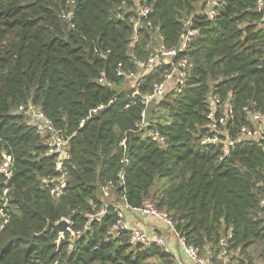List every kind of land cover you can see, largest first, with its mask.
Segmentation results:
<instances>
[{
  "label": "trees",
  "instance_id": "16d2710c",
  "mask_svg": "<svg viewBox=\"0 0 264 264\" xmlns=\"http://www.w3.org/2000/svg\"><path fill=\"white\" fill-rule=\"evenodd\" d=\"M137 1V4H136ZM152 8L149 19L158 27L165 48L181 39L185 19L198 30L178 57L190 64L180 93L159 101L163 116L152 115L153 125L166 139L160 148L150 137L135 132L143 105L140 98L124 107L130 94L107 88L97 78L118 84V65L134 69L127 54L132 33L129 19L136 6ZM202 0H76L72 23L59 18L65 0H0V158L8 153L12 176L0 178V196L8 191L7 223L0 229V264H175L171 253L158 247H132L125 238L107 239L105 232L116 212L105 203V213L88 222V214L103 205L99 187L118 180L114 195L124 196L131 208L148 200L157 181L164 180L154 197L168 212L176 231L190 244L214 246L230 229L231 250L240 254L264 245V154L258 144L236 142L228 154L203 146L206 99L229 97L234 110L232 136L246 121L245 105L264 112V31L258 28L256 0H223L213 19L200 14ZM124 2V4H122ZM121 11L123 18L116 15ZM152 31L139 28L133 53L142 60L155 46ZM108 52L94 53V49ZM170 65L160 63L142 77L141 95L164 80ZM37 105L69 140L63 161L69 176L64 191L53 198L40 180L56 175L55 157L44 139L21 114V104ZM102 105L91 116L89 110ZM83 121L81 125V121ZM124 139L125 148L119 146ZM122 158L127 163L121 162ZM68 219L78 231L56 246L58 234L44 231L47 222ZM264 249V248H263ZM248 263L242 261L238 264Z\"/></svg>",
  "mask_w": 264,
  "mask_h": 264
},
{
  "label": "built area",
  "instance_id": "2783aa9c",
  "mask_svg": "<svg viewBox=\"0 0 264 264\" xmlns=\"http://www.w3.org/2000/svg\"><path fill=\"white\" fill-rule=\"evenodd\" d=\"M76 0H65L63 7L59 11V18L64 21L68 28L74 29L72 18L74 16ZM223 0H202L199 5L200 14L208 19H213L218 13ZM124 4V2H122ZM255 10L260 13L261 17L258 23V28L264 31V0H256ZM152 8L146 2H141L133 10L129 23L132 26V33L127 44V54L134 61V69L123 68L118 65L114 74L120 79V83L129 82L123 92L130 94L129 102L124 106L128 107L134 104L137 97L143 105L140 113V119L135 123L134 131L141 132L143 135L152 138L160 148H166V139L153 125L150 119V114L159 110L158 103L167 94L173 92L180 93L185 86L186 77L190 69V64L186 57H178L187 49V45L192 38L198 34V30L192 27L190 19L183 21L184 28L182 36L178 44L173 48H165L163 45L162 35L158 31V27L153 25L149 19V14ZM118 18H123V14L119 11L116 15ZM144 25L148 30L152 31L155 37L156 45L148 52L147 56L142 60H138L133 53L134 45L137 42L138 30ZM108 52H102L97 48L94 49L95 54L105 55ZM160 63L170 65V70L165 74L164 80L153 84L149 93L141 95L138 87L142 77L151 71ZM97 83L107 88H114L118 84L106 79L104 76L97 78ZM128 84V83H127ZM103 106H97L89 110L88 115L91 116ZM245 123L236 128L234 137L232 136L231 125L234 119V110L229 101V97L221 100L217 95L209 94L206 99V132L200 138L199 142L203 146H213L221 151L220 159L223 155L229 153L236 142L250 141L258 144L264 154V112L256 109L253 104L245 105L242 108ZM15 113L21 114L26 123L32 126L44 139V144L47 147L48 154L55 157L54 168L56 175L45 177L40 180L41 186L45 188L49 195L56 198L60 195L67 186L69 172L64 166L63 161L66 157L69 140L75 133L68 134L65 129L58 128L53 125L50 119L37 105L32 103L21 104L14 110ZM84 120L81 121V125ZM119 146L125 148L124 139L119 143ZM123 164L127 163L126 158H122ZM13 161L11 156L6 152H1L0 158V178L3 182H7L12 176ZM123 183V174L118 175L116 183L109 181L99 187V195L103 205L95 206L93 213L88 214V222L99 219L105 213V200L111 198L114 194L116 185ZM8 191L3 190L0 196V229L7 223L9 218L8 210ZM117 203L112 205L116 212L115 221L108 227L105 232V238L118 239L125 238L128 244L132 247L147 249L152 246L158 247L164 252L171 253L166 244L165 235L155 231L148 232L142 228L130 227L125 220V211H130L140 218H152L162 223L164 229L171 234L182 254H172L175 264H231V239L232 232L230 229L224 231L216 241L214 246H206L203 249L194 244H190L181 236L175 229V226L167 211L158 209L154 203L149 200L143 202L139 208L129 207L124 199V196H119ZM260 208L264 209V196L259 199ZM68 220V219H67ZM61 233H58L54 244L58 246L59 242L67 236V239L72 241L81 233L89 228L88 222L81 230L73 231L71 223ZM248 264V263H244Z\"/></svg>",
  "mask_w": 264,
  "mask_h": 264
},
{
  "label": "rangeland",
  "instance_id": "374dc122",
  "mask_svg": "<svg viewBox=\"0 0 264 264\" xmlns=\"http://www.w3.org/2000/svg\"><path fill=\"white\" fill-rule=\"evenodd\" d=\"M136 4H137V1H136ZM156 42V41H155ZM156 45V44H155ZM128 83V84H127ZM127 85H130L129 82H126V83H120L118 84L117 88H126ZM158 116H163L164 114V111H160V112H154L152 114H150V116L152 115H157ZM164 182V180H161V181H157L152 189L150 190V193H149V196H148V200L151 201L152 203H155L156 200H155V196H156V192L159 191L158 188L160 187L161 183ZM155 195V196H154ZM117 198V197H116ZM119 199H115L114 202H117ZM108 201H110V198L107 199L105 202L108 203ZM264 245H255L253 247H250L248 249L245 250V252L241 253L239 252V250H231V264H238L242 261H249L251 262V264H264ZM173 251L174 253H178L180 256H182L181 252L177 250L176 247L173 248ZM153 262H158V259L155 258V257H152L150 259H148L147 263L150 264V263H153Z\"/></svg>",
  "mask_w": 264,
  "mask_h": 264
},
{
  "label": "crops",
  "instance_id": "0c3cea01",
  "mask_svg": "<svg viewBox=\"0 0 264 264\" xmlns=\"http://www.w3.org/2000/svg\"><path fill=\"white\" fill-rule=\"evenodd\" d=\"M116 197L117 196H115L113 194V196L110 198V201H108V203L113 205L114 200L120 198V197H117V198ZM117 202H115V203H117ZM125 220L130 227H138V228H142L148 232L155 231V232L164 234L165 238H166V244H167L169 251L172 254H178V253H174V251H173L174 247L177 248L178 252L180 251L177 244H176L175 238L164 229L162 223H160V222H158L152 218H140L130 211H125Z\"/></svg>",
  "mask_w": 264,
  "mask_h": 264
},
{
  "label": "water",
  "instance_id": "95a60500",
  "mask_svg": "<svg viewBox=\"0 0 264 264\" xmlns=\"http://www.w3.org/2000/svg\"><path fill=\"white\" fill-rule=\"evenodd\" d=\"M69 226V222L67 219L62 218L59 221L52 223V222H47L44 231H53L55 233H61L65 230L66 227Z\"/></svg>",
  "mask_w": 264,
  "mask_h": 264
}]
</instances>
